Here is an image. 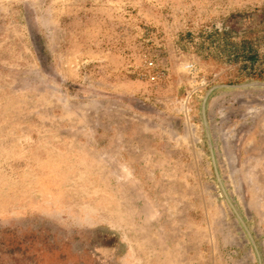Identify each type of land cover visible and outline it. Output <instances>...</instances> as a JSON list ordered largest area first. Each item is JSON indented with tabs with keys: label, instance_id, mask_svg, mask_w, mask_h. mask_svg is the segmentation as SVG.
<instances>
[{
	"label": "rangeland",
	"instance_id": "obj_1",
	"mask_svg": "<svg viewBox=\"0 0 264 264\" xmlns=\"http://www.w3.org/2000/svg\"><path fill=\"white\" fill-rule=\"evenodd\" d=\"M252 81L264 0H0V264H256Z\"/></svg>",
	"mask_w": 264,
	"mask_h": 264
},
{
	"label": "water",
	"instance_id": "obj_2",
	"mask_svg": "<svg viewBox=\"0 0 264 264\" xmlns=\"http://www.w3.org/2000/svg\"><path fill=\"white\" fill-rule=\"evenodd\" d=\"M246 88H257L260 90H264V81H252V82H245V83H240V84H218V85H214L211 88H209L202 101H201V105H200V115H201V123H202V127H203V131H204V135L206 138V142H207V146L209 149V153H210V158L212 161V165L214 168V173L216 176V180L217 183L220 187V190L222 191L229 207L232 209L238 223L240 224L241 228L243 229L244 234L247 237V240L250 244L251 247V252L253 255V258L256 262V264H262V260L260 257V253L258 251V248L256 246V243L253 240L252 235L250 234V231L248 230L246 224L244 223V221L242 220L241 216L239 215V213L237 212L236 208L234 207V205L232 204L228 193L226 192V189L224 187V184L222 182V179L220 177V173L218 170V164H217V159H216V153L214 151V147H213V143H212V137H211V133H210V127H209V122H208V116H207V103L208 100L211 96V94L219 89H228V90H239V89H246Z\"/></svg>",
	"mask_w": 264,
	"mask_h": 264
},
{
	"label": "built area",
	"instance_id": "obj_3",
	"mask_svg": "<svg viewBox=\"0 0 264 264\" xmlns=\"http://www.w3.org/2000/svg\"><path fill=\"white\" fill-rule=\"evenodd\" d=\"M149 65H151V63H149Z\"/></svg>",
	"mask_w": 264,
	"mask_h": 264
}]
</instances>
